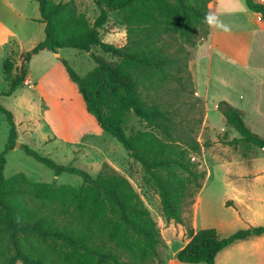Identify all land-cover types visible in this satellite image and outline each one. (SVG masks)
<instances>
[{
  "label": "trees",
  "instance_id": "1",
  "mask_svg": "<svg viewBox=\"0 0 264 264\" xmlns=\"http://www.w3.org/2000/svg\"><path fill=\"white\" fill-rule=\"evenodd\" d=\"M36 1L45 25L44 40L20 54L9 89L0 97L23 85L27 65L39 53L57 54L61 49L89 53L98 48L119 63L92 56L96 67L80 77L65 59L60 62L87 113L141 165L155 186L165 220L185 226L189 241L176 260L215 264L218 253L236 241L264 234V227H255L222 238L215 229L194 231L183 220L206 178L195 160L212 145L197 139L202 119L192 125L188 110L181 112L189 102L186 92L195 93L187 48L207 38L212 0H93L99 11L93 23L72 1ZM245 3L264 21V3ZM112 12L121 15L125 27L122 47L104 42L100 35ZM4 70L12 72L11 67ZM217 110L239 134L227 145L264 149V139L250 131L241 110L225 101L217 104ZM0 112L9 126L0 154V264H166L160 250L167 245L150 212L129 181L108 163L92 177L23 147L56 176L80 175L82 186L32 182L22 173L5 178V155L14 149L18 133L13 114L1 104ZM129 112L145 123L146 131L125 132Z\"/></svg>",
  "mask_w": 264,
  "mask_h": 264
},
{
  "label": "rangeland",
  "instance_id": "2",
  "mask_svg": "<svg viewBox=\"0 0 264 264\" xmlns=\"http://www.w3.org/2000/svg\"><path fill=\"white\" fill-rule=\"evenodd\" d=\"M52 1L55 3L72 1L78 12L82 13L89 23H93L99 15L93 0ZM44 28L45 25L40 22L36 0H0V92L8 91L9 83L15 75V66L19 64L20 54L29 51L44 40ZM100 35L106 43L117 47L124 46L126 31L121 15L117 12L109 13L108 23L100 30ZM194 48L188 47L187 51L189 54L188 71L195 91L194 77L189 68ZM61 56L80 77L86 76L96 67L92 56L102 57L111 63H119V59L103 54L98 48H93L89 53L76 49H62ZM35 65L36 62L31 66ZM4 66L5 68L6 66L11 67L12 72H6ZM31 66L27 65V69L31 70ZM73 91L82 104L83 110L86 111L81 96L75 90ZM186 94L189 102L187 109L182 107L181 112L188 110L190 123L196 125L199 119L204 120L206 102L202 99L195 101V93L186 92ZM66 101V112L70 108L74 111L75 108L69 96ZM0 104L13 114L18 133L16 144H20V147L17 148L15 145L14 149L5 155L3 171L5 178L22 173L32 182H55L75 188L82 186L83 178L80 175L63 173L56 176L51 169L27 155L23 147L47 156L59 165H71L84 170L92 177L97 175L103 163L106 162L129 181L150 212L157 230L167 245L166 249L160 250L162 260L167 262L170 256L172 257V254L187 241L185 226L165 220L158 191L149 181L141 165L131 159L122 145L105 133L95 122L99 133L94 132L91 127H86L85 134L80 136L81 138L77 136L73 141H68L60 137L57 130H54L45 119V109L47 107L50 109V105L48 106V102L42 100L36 89L18 86L10 95L1 96ZM52 116L57 119L56 111ZM73 118L72 112L69 111L65 117L61 116V121L69 124ZM57 121L60 122L59 119ZM123 128L127 134L147 130L145 123L136 118L132 112L127 113ZM232 133L239 137L236 131L232 130ZM8 134L9 126L6 116L0 112V154L5 148ZM211 135V132L207 128L204 129L202 124L199 126L197 139L201 144L210 141ZM217 138L216 142L220 144L218 148L227 145L223 136L218 135ZM230 147V156L240 153L239 157L234 156L231 160H223L207 155L201 162L196 158L195 161L200 163V168L205 171L206 178L201 191L195 197L192 208L186 209L183 213L186 226H191L194 215L197 230L215 229L222 238L239 230L264 227V175L261 174L264 172V150L254 148L253 152L256 153L251 163L243 164L246 157L242 156L246 155V152L240 148ZM243 169L254 173L246 182L247 194L244 193L240 196L241 201L235 202L237 194L227 185V179H232L229 174ZM257 174L258 177H256ZM230 200H234V203ZM182 230L184 233L181 232ZM148 264H157V262L153 261Z\"/></svg>",
  "mask_w": 264,
  "mask_h": 264
},
{
  "label": "crops",
  "instance_id": "3",
  "mask_svg": "<svg viewBox=\"0 0 264 264\" xmlns=\"http://www.w3.org/2000/svg\"><path fill=\"white\" fill-rule=\"evenodd\" d=\"M254 1L264 3V0ZM208 29L207 38L196 45L189 61L196 97L206 102L202 125L212 134V145L203 150L202 156L198 158L200 162L207 155L223 160H231L232 157L240 155L239 153L230 156V145L218 148V135L223 136L225 142L239 138L232 133L234 129L226 124L224 117L217 110L220 101L241 110L250 131L264 139V21L260 14L248 9L245 0H212L208 10ZM61 51L62 49L57 54L44 51L35 56L28 65L31 66L35 62L36 65L31 66V70L27 69L22 86L38 91L42 100L50 105V109H45L47 122L57 130L60 137L73 141L77 136L82 137L85 134L86 127H91L97 133L99 129L93 118L83 110L74 88L68 81L60 62V58L63 59ZM67 93L75 108L74 111L69 109L74 116L69 124L61 121V116L65 117L69 112L65 110ZM55 111L60 122L52 116ZM232 147L246 152V155L242 156L246 157L243 164L251 163L256 153L253 152L254 148H257L252 146L247 149L243 145ZM253 173L243 169L229 174L232 179H227V185L237 194L235 202L241 201L240 196L247 194L245 185ZM261 174L264 175V172ZM258 176L257 174L256 177ZM230 202L234 203V200ZM191 227L197 231L194 215ZM181 232L184 233L183 230ZM188 241L187 238L184 245L170 256L166 264H185L178 262L175 256ZM215 264H264V234L236 241L218 253Z\"/></svg>",
  "mask_w": 264,
  "mask_h": 264
},
{
  "label": "water",
  "instance_id": "4",
  "mask_svg": "<svg viewBox=\"0 0 264 264\" xmlns=\"http://www.w3.org/2000/svg\"><path fill=\"white\" fill-rule=\"evenodd\" d=\"M16 147H17V148L20 147V144H16Z\"/></svg>",
  "mask_w": 264,
  "mask_h": 264
},
{
  "label": "built area",
  "instance_id": "5",
  "mask_svg": "<svg viewBox=\"0 0 264 264\" xmlns=\"http://www.w3.org/2000/svg\"><path fill=\"white\" fill-rule=\"evenodd\" d=\"M192 160H195V158H192Z\"/></svg>",
  "mask_w": 264,
  "mask_h": 264
}]
</instances>
